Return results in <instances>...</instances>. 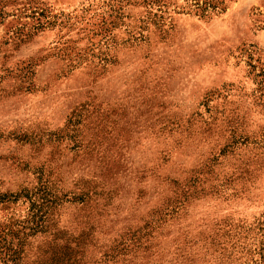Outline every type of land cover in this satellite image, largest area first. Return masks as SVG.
<instances>
[{
  "label": "rangeland",
  "instance_id": "374dc122",
  "mask_svg": "<svg viewBox=\"0 0 264 264\" xmlns=\"http://www.w3.org/2000/svg\"><path fill=\"white\" fill-rule=\"evenodd\" d=\"M0 264H264V0H0Z\"/></svg>",
  "mask_w": 264,
  "mask_h": 264
},
{
  "label": "trees",
  "instance_id": "16d2710c",
  "mask_svg": "<svg viewBox=\"0 0 264 264\" xmlns=\"http://www.w3.org/2000/svg\"><path fill=\"white\" fill-rule=\"evenodd\" d=\"M213 6V5H212Z\"/></svg>",
  "mask_w": 264,
  "mask_h": 264
}]
</instances>
